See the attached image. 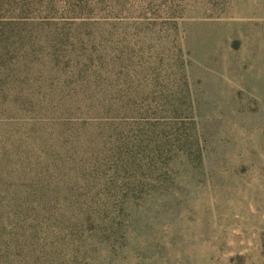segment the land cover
<instances>
[{
  "label": "rangeland",
  "instance_id": "1",
  "mask_svg": "<svg viewBox=\"0 0 264 264\" xmlns=\"http://www.w3.org/2000/svg\"><path fill=\"white\" fill-rule=\"evenodd\" d=\"M55 176L14 264H264V0H0V188Z\"/></svg>",
  "mask_w": 264,
  "mask_h": 264
},
{
  "label": "trees",
  "instance_id": "2",
  "mask_svg": "<svg viewBox=\"0 0 264 264\" xmlns=\"http://www.w3.org/2000/svg\"><path fill=\"white\" fill-rule=\"evenodd\" d=\"M71 125L77 124L72 123ZM82 127L80 132L87 129L86 126ZM55 177L59 180L45 179L42 183L34 182L30 186H24L20 194L14 191L15 188L10 189L5 184L0 188V264H14L12 259L16 247L13 246L12 241L7 242L6 239L7 235L15 230L10 218L17 211L46 212L49 224L56 229L61 227L63 222L72 220L71 214L80 213L83 215V209H81L78 199L59 197L57 194V191L61 189L59 182L65 180L62 176ZM24 194H29L31 197L26 198L23 196ZM97 204L95 200H92L90 206L96 208ZM108 212L109 209H100L98 216L103 220ZM86 224L93 226L94 231L102 225V223L98 225L96 220H91L90 216L86 217ZM83 254L86 255V253Z\"/></svg>",
  "mask_w": 264,
  "mask_h": 264
}]
</instances>
